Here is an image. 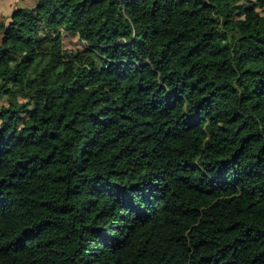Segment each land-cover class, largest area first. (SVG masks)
<instances>
[{"label": "trees", "instance_id": "trees-1", "mask_svg": "<svg viewBox=\"0 0 264 264\" xmlns=\"http://www.w3.org/2000/svg\"><path fill=\"white\" fill-rule=\"evenodd\" d=\"M1 102L0 264H264V0H35Z\"/></svg>", "mask_w": 264, "mask_h": 264}, {"label": "rangeland", "instance_id": "rangeland-1", "mask_svg": "<svg viewBox=\"0 0 264 264\" xmlns=\"http://www.w3.org/2000/svg\"><path fill=\"white\" fill-rule=\"evenodd\" d=\"M8 2L13 4L14 6L13 10H14L18 7H29L34 4L35 0H2V3L4 4ZM0 18H4V17L0 16ZM77 43H78L77 38L74 36H65L63 38V45H64V48L66 49H75L77 47ZM5 105L6 104L4 102L0 103V107L5 106Z\"/></svg>", "mask_w": 264, "mask_h": 264}, {"label": "crops", "instance_id": "crops-1", "mask_svg": "<svg viewBox=\"0 0 264 264\" xmlns=\"http://www.w3.org/2000/svg\"><path fill=\"white\" fill-rule=\"evenodd\" d=\"M13 7V4H11L10 2L4 4L2 3V0H0V16L4 18L8 17L12 13Z\"/></svg>", "mask_w": 264, "mask_h": 264}]
</instances>
